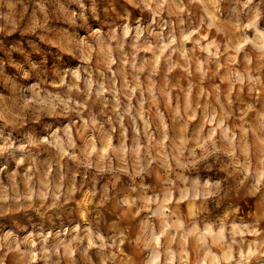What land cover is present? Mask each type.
Wrapping results in <instances>:
<instances>
[{"label": "rangeland", "instance_id": "obj_1", "mask_svg": "<svg viewBox=\"0 0 264 264\" xmlns=\"http://www.w3.org/2000/svg\"><path fill=\"white\" fill-rule=\"evenodd\" d=\"M0 264H264V0H0Z\"/></svg>", "mask_w": 264, "mask_h": 264}]
</instances>
